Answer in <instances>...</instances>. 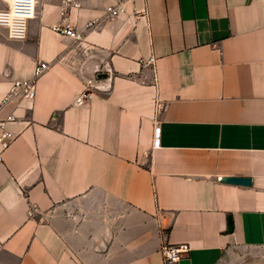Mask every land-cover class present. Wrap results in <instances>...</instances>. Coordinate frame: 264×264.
Segmentation results:
<instances>
[{
	"label": "crops",
	"instance_id": "1",
	"mask_svg": "<svg viewBox=\"0 0 264 264\" xmlns=\"http://www.w3.org/2000/svg\"><path fill=\"white\" fill-rule=\"evenodd\" d=\"M114 3L0 27V264H166V243L189 247L174 264H264V0ZM38 60L35 98L1 106Z\"/></svg>",
	"mask_w": 264,
	"mask_h": 264
},
{
	"label": "built area",
	"instance_id": "2",
	"mask_svg": "<svg viewBox=\"0 0 264 264\" xmlns=\"http://www.w3.org/2000/svg\"><path fill=\"white\" fill-rule=\"evenodd\" d=\"M134 0H115V3L107 8L110 19L117 17L122 11L123 2H133ZM37 0H7V6L0 9V27L7 30L8 36L12 39H24L28 33V22L35 17ZM64 16V13H63ZM97 21H90L86 24V30L96 27ZM51 29L63 36L81 41L84 38V32L77 30L73 25L66 23L63 19L51 26ZM153 59L147 63H152ZM50 64L44 60H38L33 70V76L26 79L14 80L8 93L4 96L1 106H5L17 97L33 100L37 94V80L49 69ZM89 94H83L79 100L89 97ZM17 121L14 113L5 117H0V143L2 147L7 148L14 139V134L10 130L9 125ZM160 127L155 129L156 141L159 140ZM2 156L0 154V161ZM189 251L186 244L170 245L164 244L161 254L166 264L177 263Z\"/></svg>",
	"mask_w": 264,
	"mask_h": 264
},
{
	"label": "water",
	"instance_id": "3",
	"mask_svg": "<svg viewBox=\"0 0 264 264\" xmlns=\"http://www.w3.org/2000/svg\"><path fill=\"white\" fill-rule=\"evenodd\" d=\"M222 179L223 181L228 182V183H235V184H242V185L251 184V179L247 177H225ZM228 219H229L228 228L231 231L233 230V221L231 217H229Z\"/></svg>",
	"mask_w": 264,
	"mask_h": 264
}]
</instances>
